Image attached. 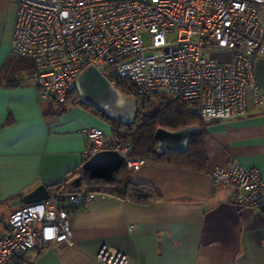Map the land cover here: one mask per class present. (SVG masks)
Here are the masks:
<instances>
[{
    "label": "built area",
    "instance_id": "obj_1",
    "mask_svg": "<svg viewBox=\"0 0 264 264\" xmlns=\"http://www.w3.org/2000/svg\"><path fill=\"white\" fill-rule=\"evenodd\" d=\"M15 7L10 55L30 59L26 83L40 98L63 101L80 71L93 64L105 76L129 80L139 96H163L208 121L246 111L250 89L259 100L254 64L264 56V0H8ZM227 51L226 62L213 54ZM107 77V76H106ZM108 78V77H107ZM114 84L112 80L109 79ZM84 159L115 150L130 171V143H112L99 127L83 130ZM211 187H229L235 204L264 211V179L237 161L217 166ZM102 193L50 194L0 217V264H32L28 252L71 242L68 207ZM94 264H128L102 245Z\"/></svg>",
    "mask_w": 264,
    "mask_h": 264
},
{
    "label": "crops",
    "instance_id": "obj_2",
    "mask_svg": "<svg viewBox=\"0 0 264 264\" xmlns=\"http://www.w3.org/2000/svg\"><path fill=\"white\" fill-rule=\"evenodd\" d=\"M14 19V5L0 0V67L10 56ZM219 53L226 52L213 55ZM254 75L259 100L249 89L241 117L208 120L205 171L144 162L130 179L152 184L158 200L137 204L98 194L68 209L71 242L28 252L32 264H70L69 250L91 263L104 244L125 253L128 264H264V211L235 204L229 187L212 189L210 176L237 161L264 179V56ZM88 127L110 134L108 124L79 106L58 112L53 98H40L27 83L0 86V207L12 212L38 185L66 180L84 160Z\"/></svg>",
    "mask_w": 264,
    "mask_h": 264
},
{
    "label": "trees",
    "instance_id": "obj_3",
    "mask_svg": "<svg viewBox=\"0 0 264 264\" xmlns=\"http://www.w3.org/2000/svg\"><path fill=\"white\" fill-rule=\"evenodd\" d=\"M32 69L30 59L10 55L0 67V86H17L26 83ZM108 79L123 93L133 96L136 102V116L133 122L123 124L111 120L99 111L81 103L77 92L73 89L63 101L54 100L56 110L64 112L70 107L79 106L104 121L110 127L109 139L112 143H130L132 158L144 162L184 168L193 171H205L207 158L204 149L205 128L209 121L189 111L186 105L163 96H139L133 84L118 75L106 73ZM187 125H198L200 134L190 141L188 148L182 153L157 152L153 139L156 128L176 130ZM130 170L123 164L114 172L110 181L90 178L81 166L68 173L66 180L49 185L51 194L76 193L83 189L115 196L137 204H148L160 198L157 189L150 183L132 182ZM80 179V187L74 186L73 180ZM25 205L23 202L19 205ZM72 206L68 209H77ZM40 252V251H37ZM32 263L31 258H27Z\"/></svg>",
    "mask_w": 264,
    "mask_h": 264
},
{
    "label": "water",
    "instance_id": "obj_4",
    "mask_svg": "<svg viewBox=\"0 0 264 264\" xmlns=\"http://www.w3.org/2000/svg\"><path fill=\"white\" fill-rule=\"evenodd\" d=\"M75 91L82 104L89 106L107 118L119 123L127 124L134 121L136 116V102L118 89L93 64L85 66L76 77ZM200 134L198 125H187L180 129L170 130L156 128L153 139L155 150L161 152L182 153L188 148L192 138ZM124 163V157L115 150H101L84 159L81 169L90 178L112 180L114 172ZM74 186L80 187V179H74ZM47 186L40 184L23 196L25 204L45 200L50 196Z\"/></svg>",
    "mask_w": 264,
    "mask_h": 264
},
{
    "label": "rangeland",
    "instance_id": "obj_5",
    "mask_svg": "<svg viewBox=\"0 0 264 264\" xmlns=\"http://www.w3.org/2000/svg\"><path fill=\"white\" fill-rule=\"evenodd\" d=\"M218 52H220V51H218ZM224 53L225 54H220L219 53V54L215 55V57H217L218 60H220L222 62H226L228 60L227 59L228 58L227 57L228 54H227V51H225V50H224ZM10 213H11V210L9 208H6L5 206L0 207V217H3V218H5L7 220V218L10 215ZM67 255L70 256V258H71L70 264H94L93 262H91V263H81L80 260H77L76 259L77 256H76V254L72 250H69L67 252Z\"/></svg>",
    "mask_w": 264,
    "mask_h": 264
}]
</instances>
